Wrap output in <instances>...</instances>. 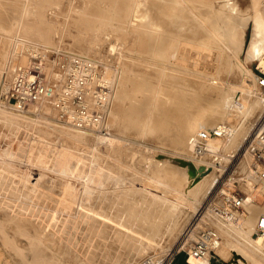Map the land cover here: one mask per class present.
I'll return each instance as SVG.
<instances>
[{
	"label": "rangeland",
	"instance_id": "rangeland-1",
	"mask_svg": "<svg viewBox=\"0 0 264 264\" xmlns=\"http://www.w3.org/2000/svg\"><path fill=\"white\" fill-rule=\"evenodd\" d=\"M171 1L0 0V264H167L171 253L178 249L180 252L174 264H186L190 245L205 229L202 222L209 220V224L220 232V217L207 211L210 198L215 196L217 204L225 195L231 200L247 199L242 209L245 216L253 208H264V183L258 182L259 189L249 188L247 162H242L239 157L263 111L259 112L262 113L260 118L258 114L247 122L246 128L237 135L236 142L221 152L228 158L238 152L233 161L221 164L215 162L216 157L212 159L210 163L215 162L224 170L204 181L201 191L191 194L184 185L172 179L180 172L179 165L175 163L177 160H189L194 156L199 164V159L205 158L196 157L193 148L191 152L176 148L179 145H176L179 142L175 138L176 125L179 124L181 129L187 127L186 120L189 121L187 116L193 102L200 108L204 105V108L214 101L206 99L194 81L202 80L207 85L218 86L228 77L227 84L239 82L237 71L228 75L219 69L222 59L234 53L231 42L239 44L237 48L243 45L238 60L245 64L247 73L255 77L259 74L257 59L246 63L254 23L250 19L248 24L240 25L241 19L253 14L252 0ZM225 2L230 4L222 11L232 9L230 6L233 4L237 21L232 20L225 25L222 13H212L209 20L211 29L216 32L192 11L194 7L204 6L203 9L213 6V11H216ZM118 5H123L125 9ZM129 6L130 9L126 8ZM116 8H122L119 16L115 14L118 11ZM260 10L264 13V0H261ZM238 26L243 29V34ZM141 34L144 35L142 38ZM163 36L169 37V41L163 40ZM145 39L153 49L150 48L147 54L142 48ZM208 40L211 42L206 43ZM165 41L170 42V46H166ZM77 43H82L80 46L91 44V56L81 55ZM161 44H164L163 49L159 47ZM191 44L195 45L194 48ZM207 44H210L209 47ZM26 46L28 49L29 46L36 48L39 52L36 54L47 55L48 71L52 69L50 54L56 51L99 62L102 72L112 81L116 94L107 123L109 135L115 140L113 144L108 141L103 143L97 140L99 136L89 134L85 138L73 139L75 133L57 123L55 112L54 117L48 116L36 107L21 115L19 113L20 116L9 113L18 114L7 101L9 90L4 92L2 84L8 79L11 87L16 68L12 71L10 64L13 60L19 61L16 59L18 54H29L30 50L27 52L24 49ZM228 61L234 69L233 60L228 58ZM8 72L12 76L6 78ZM141 72L148 73L150 77ZM148 77L151 85L140 87L139 80H147ZM220 78L223 80L220 81ZM236 93L239 98L241 92L229 94L232 103ZM160 94L165 96L164 99L170 95L183 96L182 110L177 111L168 100L165 105L158 104L153 108L152 118L142 119L138 112L140 105L144 101L151 103V99ZM159 106L165 107L169 116L170 132L167 131V134L157 131L154 124L157 114L153 112H157ZM245 113V110L238 113L236 120H242ZM182 140L186 143V139ZM170 168L174 172L166 171ZM243 176L247 178L243 179ZM251 178V182L256 184V180ZM162 201L173 204L171 213H167L166 208V211L160 210L157 205ZM149 209L152 212L147 215ZM135 216H154L157 220L154 226L160 232L152 235L153 239L145 245L138 238H144L145 232H150L143 229L148 224L140 219L138 221ZM128 217L135 220L127 221ZM240 218L227 223L237 227ZM200 219L203 221L200 222ZM220 234L230 245L252 256V249L257 251L249 249L241 233L234 237L228 232ZM256 236L254 234V240L259 239ZM35 251L54 256L52 260L45 257L46 260L35 261ZM213 257V264H231L236 256L231 251L225 259L218 253ZM253 257L254 261L264 264V252Z\"/></svg>",
	"mask_w": 264,
	"mask_h": 264
},
{
	"label": "bare ground",
	"instance_id": "bare-ground-1",
	"mask_svg": "<svg viewBox=\"0 0 264 264\" xmlns=\"http://www.w3.org/2000/svg\"><path fill=\"white\" fill-rule=\"evenodd\" d=\"M119 1V0H117ZM165 1V0H164ZM171 1V0H170ZM174 1V0H172ZM171 1V2H172ZM199 1V0H198ZM168 2V1H167ZM176 2V1H175ZM204 2V1H203ZM263 2V1H262ZM125 3V2H124ZM177 3V2H176ZM183 3V2H182ZM202 3V2H201ZM252 3H253V14L250 16V17H246V18H243L240 20V18L238 19V22L239 20L241 21V24L240 25H243L245 23L248 24V21L251 19L254 23V29H253V34H252V37H251V41H250V45H249V48L248 50L246 51V63L248 62H251L253 61L254 59H257L259 61V68L262 69V71L264 72V13L261 12L260 10V5H261V0H252ZM163 4V3H162ZM207 5H210L208 3H206ZM230 3L229 2H225L223 5H220V8L219 10H216V11H213V6L209 9L208 8H193L192 11H193V14L194 16H197L199 18H201L205 23H206V26L208 25V27H210L211 29V22H210V15L212 13H216V14H220L222 13V19H223V23H225V25L228 24V22L234 20V21H237V18L235 16H238L236 11H235V6L232 7L233 4H231V8L230 10H227V11H222L223 8L227 7ZM120 5H118L119 7ZM123 6V5H122ZM120 6V7H122ZM135 6V4H134ZM154 6V5H153ZM123 9L124 6L122 7ZM122 8L119 9V8H116L118 11L117 13H115L116 15L119 16V12L120 14L122 13ZM126 8H131L130 6L129 7H126ZM168 9V7H167ZM127 10V9H126ZM187 10V9H186ZM191 10V9H190ZM114 11H116L114 9ZM112 11V13L114 12ZM128 11V10H127ZM129 12V11H128ZM126 13V14H129V13ZM176 12V11H175ZM157 13V12H156ZM168 13V12H167ZM172 14V13H171ZM184 15V13H182ZM115 15V16H116ZM181 15V14H180ZM183 15H181V18L183 20H186L184 17H182ZM192 15V14H191ZM117 16V17H118ZM122 16V15H121ZM125 16V15H124ZM142 16V15H141ZM176 16V15H174ZM114 17V16H113ZM173 17V16H172ZM195 17V18H197ZM112 18V17H111ZM165 18V17H164ZM131 19V18H130ZM124 20V19H123ZM168 20V19H167ZM197 20V19H196ZM99 21V20H98ZM199 21V20H197ZM247 21V22H246ZM150 22V21H149ZM201 22V20H200ZM172 23V22H170ZM199 23V22H198ZM202 23V22H201ZM100 24V23H99ZM139 24V23H138ZM149 24V23H148ZM174 24V23H173ZM172 24V25H173ZM177 24V23H176ZM187 24H190V23H187ZM130 25V24H129ZM133 25V24H132ZM92 26V25H91ZM136 26V25H135ZM151 26V24H150ZM175 26V25H174ZM179 26V24H178ZM202 26V25H201ZM205 26V25H204ZM205 26V27H206ZM105 27V26H104ZM146 27V26H144ZM149 27V26H148ZM156 27V26H155ZM159 27V26H158ZM203 27V26H202ZM222 27V26H221ZM241 26H238V29L241 31V33L243 34V29L242 28H239ZM143 28V27H142ZM169 28V27H167ZM171 28V27H170ZM186 28V27H185ZM165 29V28H164ZM174 29V28H173ZM178 29V28H177ZM158 30V29H157ZM172 30V29H171ZM180 30V29H179ZM206 30V28H205ZM209 30V29H207ZM213 32H216L215 29H211ZM162 30H158V32ZM168 31V30H167ZM44 32V31H43ZM47 32V31H46ZM45 32V33H46ZM148 32V31H147ZM151 32V31H150ZM156 32V31H155ZM154 32V33H155ZM160 32V33H161ZM165 32V30L163 31ZM173 33V31H171ZM176 32V31H175ZM178 32V31H177ZM181 32V31H180ZM208 32H211V31H208ZM212 32V35H214V33ZM48 33V32H47ZM153 33V32H152ZM166 33V32H165ZM182 33V32H181ZM38 35V34H37ZM47 35V34H46ZM142 35V34H141ZM155 35V34H154ZM152 35V36H154ZM161 35H165V34H161ZM220 35V34H219ZM36 36V35H35ZM51 36V34H50ZM144 35L141 36V38L143 37ZM151 36V38H152ZM167 36V35H166ZM217 36V35H216ZM224 36V35H223ZM47 37V36H46ZM164 37V36H163ZM171 37V36H170ZM173 37V36H172ZM206 37V36H205ZM214 37V36H212ZM218 37V36H217ZM134 38V37H133ZM158 38V37H157ZM167 38L169 37H164L163 40H168ZM181 37H179L180 39ZM209 38V37H207ZM49 39V38H47ZM144 39V38H143ZM154 39V38H153ZM156 39V38H155ZM176 39V38H175ZM205 39V38H203ZM211 39V38H209ZM218 39V38H217ZM148 40V39H147ZM146 39L143 40V44H144V47L143 48V51H146V54L148 51H150L152 48H151V45H149V42L147 41ZM202 40V38H201ZM215 40V38H214ZM213 40V41H214ZM48 41V40H47ZM46 41V42H47ZM50 41V39H49ZM96 41V40H95ZM169 41V40H168ZM204 42L207 41V40H203ZM220 41V40H219ZM46 42H44V44H47ZM140 42V41H139ZM154 42V40H153ZM211 41L208 40V42L206 43H209ZM217 42V41H216ZM231 42V41H230ZM83 43V42H82ZM82 43H77L76 44V47L78 48V52L81 54V55H84V56H91V53H92V49L90 48L91 44L86 45V43L82 46H80V44ZM156 43V42H155ZM164 43H167L166 41ZM189 43V42H188ZM213 43V42H212ZM43 44V43H42ZM137 44V43H136ZM168 44V43H167ZM169 44H171L169 42ZM166 45V46H170V45ZM176 44V43H175ZM195 44V43H193ZM198 44V43H196ZM211 44V43H210ZM209 44V45H210ZM224 44V43H223ZM232 44V48L234 50V53H232V56L230 55H227V57L223 58L222 59V62H221V65H220V70L223 71L225 74L228 73V75L230 74H234L233 72L237 71V75L239 76L240 75V80L238 83H235V84H227V78L226 80H223V78H220V85L218 86H211L210 85H207L205 82H203L202 80H192L195 82L196 85H198L199 87V90L200 92L202 93V95H204L205 97H207L206 99H213L214 101L213 104L211 106H205L203 108H200V106L198 104H195L193 102L192 104V107H191V111L188 112V116L187 118H189L186 122H187V127H185V129H181L180 125L177 124V128H176V131H175V138L177 139V141L179 142H176V145L179 143V145L176 146L177 149H181L180 151L182 152H186L189 150V152L192 151V146H191V142H190V135L192 134H196L199 132L200 129H204V130H210L218 125H229V127L231 128V134L230 136L226 137V138H210L207 143H206V154L204 155L205 158L204 159H199V164H197L198 162L195 160L196 158L193 156L191 157L189 160L187 159H181V161H176L175 163L177 165H179V173H177V176H174L172 179H174V181L179 184V185H184L186 190L191 193V194H195L199 191H201V188H202V183L208 179H212L214 178V175L217 173V172H222L224 170V167L223 166H220L217 167L216 164H214L215 162H219V163H223V162H229V161H233L234 157L236 156V153L235 155H233V157H226L225 155H223L221 152L225 151L224 148L227 149V147H229L230 145H232L234 142H236V140L238 139L237 135L240 133L246 128V124L247 122H250L252 121V119L256 118L255 116H258L259 112H264V96L260 93L259 91V88L257 86V79L255 77V75L251 74L249 75L247 73V71L245 70L246 66L245 64H242L239 60H238V56H239V52L241 51V48L243 47V45L241 44L240 45V48H237L239 44H234L233 42H231ZM32 45V44H31ZM49 45V44H48ZM78 45V46H77ZM155 45V44H154ZM164 44H161L159 47L162 48ZM181 45V44H180ZM189 45V44H188ZM192 45V44H191ZM200 45H206V44H200ZM208 45V44H207ZM208 45V47H209ZM216 45V44H215ZM42 46V45H41ZM143 46V45H142ZM178 46V44H177ZM176 46V47H177ZM193 48L195 45H192ZM212 46V45H211ZM214 46V45H213ZM217 46V45H216ZM215 46V47H216ZM219 46V45H218ZM217 46V47H218ZM158 47V50L160 51V48ZM179 47V46H178ZM225 47V46H224ZM223 47V48H224ZM151 48V49H150ZM173 48V47H172ZM185 48V47H184ZM189 48V47H188ZM206 48V47H205ZM25 51L27 50V52L31 49L30 46H29V49L28 47H24ZM163 49V48H162ZM196 49V48H195ZM201 49V48H199ZM204 49V48H203ZM210 49V48H209ZM227 49V48H226ZM153 50V49H152ZM178 50V49H176ZM180 50V49H179ZM178 50V51H179ZM182 50V48H181ZM187 50V49H186ZM189 50V49H188ZM222 50V49H221ZM21 51V50H20ZM94 51V50H93ZM172 51V50H171ZM22 52V51H21ZM220 52V51H219ZM39 53V52H38ZM178 53V52H177ZM73 54V53H72ZM145 54V55H146ZM158 54V53H157ZM185 54V52H184ZM19 55V54H18ZM16 57V59H19V61H15L10 64V69H13L15 70V68L19 65V66H26L28 64V61H29V57L27 54H20L19 57ZM149 55V54H148ZM165 55V54H164ZM187 55V54H186ZM221 55V53H220ZM80 56V55H78ZM150 56V55H149ZM156 56V55H155ZM163 56V55H162ZM172 56V55H171ZM183 56V55H182ZM167 57V56H166ZM165 57V58H166ZM184 57V56H183ZM224 57V56H223ZM96 58V57H95ZM178 58V57H177ZM228 58L232 59L233 60V65H234V69H231V63L228 61ZM92 59V58H91ZM162 59V58H160ZM164 59V58H163ZM167 59V58H166ZM198 59V58H197ZM178 60V59H177ZM183 60V59H182ZM100 61V60H99ZM178 62V61H177ZM182 62V61H181ZM10 63V62H9ZM175 63V62H174ZM179 64V63H177ZM48 65V64H46ZM18 66V67H19ZM50 66V65H49ZM190 67V66H189ZM48 68V66H47ZM46 68V66L43 68V71L47 72V74L49 76H52V77H55V83H58L59 86L62 85V81H63V75L62 74H57L53 71H51L52 69H48ZM165 68V67H163ZM191 68V67H190ZM166 69V68H165ZM192 69V68H191ZM140 71V70H139ZM143 73V72H141ZM186 73V72H185ZM13 74V73H12ZM179 74V73H178ZM190 74V73H189ZM198 74V73H197ZM7 76H5L6 78H8L9 76L8 75H11V72H8V74H6ZM143 75H148V73H143ZM196 75V74H195ZM200 75V74H199ZM206 75V74H205ZM227 75V76H228ZM249 75V76H248ZM12 76V75H11ZM14 76V74H13ZM149 76V75H148ZM162 76V75H161ZM160 76V77H161ZM170 76V75H169ZM190 76V75H189ZM201 76H204V75H201ZM207 76V75H206ZM218 76V75H217ZM150 77V76H149ZM149 77L147 80H145V78H143L142 80H139V86L140 87H148L149 85H151V83L149 82ZM219 77H222V76H219ZM230 77V76H229ZM224 78V79H225ZM203 79V78H202ZM109 80V79H108ZM8 79L4 81V83L2 84V90L4 92L8 91L9 88H10V82L8 83ZM233 81V80H231ZM215 82V81H214ZM1 90V91H2ZM232 92H241V95L240 97L238 98V94L236 93V97H235V102L232 103L231 102V99H230V96L229 94ZM117 93V92H116ZM161 96L159 95H156L153 99H151V103H148V101H144L142 105H140L139 109H138V112L140 113V116L141 118L143 119H150L149 117L152 118L151 116V113L152 111L154 110L153 108L156 107L158 104H161V105H165L166 104V101L168 102V100H170V104L173 105L177 111L178 110H182L183 108V96H179V95H170V96H167V98H163L162 94H160ZM115 97H116V94H115ZM115 97H114V100H115ZM165 97V96H164ZM137 98V97H135ZM138 101V100H136ZM232 103V104H231ZM34 105V106H33ZM209 105V104H208ZM113 106H114V103H113ZM36 107L38 108V110L40 109L41 111H44L48 114H50L51 116L54 117V112L56 113V110L51 108L52 106H50L49 102L46 101V100H41L40 102L39 101H35L33 104L30 105L29 108H32V109H36ZM10 108V107H9ZM157 112L154 111L153 113L157 114L156 115V119H154V124H155V127L158 130H161L160 133H163V131L165 132V134H167L166 132H170L169 129H170V126H169V122H167L169 116L167 115L166 111H165V107H157ZM13 109V108H12ZM245 110V114L243 116V119L238 121L236 120V117L239 116L238 113H243ZM113 111V109H112ZM12 116L13 115H17V116H20L19 113L18 114H14L12 112H9ZM112 113V112H111ZM153 114V116L155 115ZM262 115L259 114V118L260 116ZM49 116V115H48ZM111 116V114H110ZM44 117V116H43ZM16 118V117H15ZM24 118V117H23ZM44 118H47V117H44ZM258 119V118H257ZM162 122L165 124H162ZM179 126V127H178ZM61 127V126H60ZM64 128V127H63ZM67 128V127H66ZM68 129V128H67ZM70 130V129H69ZM72 131V130H71ZM74 132L75 134L72 135L73 139H78L80 137H84L85 138V135L86 134H82L80 132H76V131H72ZM240 132V133H239ZM164 134V133H163ZM163 136V135H162ZM165 136V135H164ZM166 137V136H165ZM99 141L105 143L108 141V143L110 144H113L114 143V137L111 136V135H106V136H103V135H99V137H97ZM183 139H186V143H182L183 142ZM165 139H168V138H165ZM185 145V146H184ZM194 151V150H193ZM196 155V154H195ZM204 156H197L196 157H204ZM223 156V157H221ZM231 156V155H230ZM207 157V158H206ZM216 157L217 159H215L216 161L212 164L210 163L212 161V159ZM246 158L243 160L244 162H247L249 163L251 161V158L249 155H246L245 156ZM210 158V159H209ZM178 159V158H177ZM242 161V162H243ZM211 164V165H210ZM199 165H202L201 167ZM111 166V165H110ZM109 166V169H111ZM205 166V167H204ZM173 167V166H172ZM177 169V168H176ZM247 170V169H246ZM108 171V170H107ZM167 172H174V170L172 168L168 170H166ZM110 172V171H109ZM112 172V171H111ZM166 172V173H167ZM170 173L168 176H170ZM182 173V174H180ZM239 173V172H238ZM237 173V174H238ZM168 174V173H167ZM175 174V173H173ZM247 177H248V184H249V188H253L254 189H259L260 187L257 186V184H254L253 182H251V177H253L255 180L256 178L253 176V174H251L250 172L247 173ZM246 177V178H247ZM240 179H242L240 177ZM262 183H264V181H262ZM231 185V184H230ZM229 186V185H227ZM256 187V188H255ZM226 196V195H225ZM155 200V199H153ZM165 205H163V204ZM247 203V199H246V202H245V205ZM157 205V204H156ZM244 205V207H245ZM158 207H161L160 210L161 211H166L167 210V213L170 212L171 213V210H172V207H173V204L171 202H166L164 203L163 201L161 202V204L157 205ZM156 207V206H155ZM163 208V209H162ZM166 208V210L164 209ZM20 209V208H19ZM243 209V208H242ZM148 213L147 215L149 214V212H152L151 209L147 210ZM254 211V212H252ZM251 210L248 211V213H246V216L244 214H237L235 215L233 218H230V219H226V218H218L220 220L219 222V230L220 232H223L225 234V232H228V235L229 236H239V234L241 233L242 234V238L247 242V245L249 247V249L251 250V248H255L257 249L254 250L252 249L253 251H251V253L253 254V256L257 255V253L259 252H264V236L262 237H257L259 238L258 240H254V234H257V226H258V219L261 218V217H264V208L263 207H257V208H253ZM157 212V210L155 211ZM245 213V212H244ZM16 215V214H15ZM198 215V214H197ZM48 216V215H47ZM200 216V214H199ZM14 217V216H13ZM12 217V218H13ZM131 217V216H130ZM130 217L127 218V221L128 219H130ZM134 217V216H133ZM137 217V216H135ZM238 217H241L240 218V225L237 226V227H231V225H229L227 223V221L229 220H233L234 218H238ZM132 218V217H131ZM138 218V221L140 219L141 222H144L146 224H148V226H142V228L144 229V231H147L149 232L148 234L145 232V237L143 238H138L139 240L141 239V243L145 245V243H147L148 241L152 240L153 237L152 235L154 234H157L159 233L160 231L154 226L155 225V222H157V220L155 219V217H137ZM136 218V219H137ZM6 219V218H5ZM224 219V220H223ZM256 219H257V222H256ZM16 220V219H15ZM130 220H133V219H130ZM135 220V219H134ZM133 220V221H134ZM13 221V220H12ZM40 221V220H39ZM203 220L200 219V222H202ZM35 222V221H34ZM14 223V222H13ZM46 223V222H45ZM48 223V221H47ZM16 225L17 224V221L15 223ZM20 224V222H19ZM146 224H143V225H146ZM21 225V224H20ZM19 225V226H20ZM127 225V224H126ZM124 225V227L126 226ZM132 225V223H131ZM139 225V224H138ZM24 226V225H23ZM37 226V225H35ZM40 226V225H39ZM38 226V227H39ZM141 226V225H140ZM21 227V226H20ZM127 227V226H126ZM129 227V226H128ZM208 228V227H211L213 229H216L215 227H212L211 224H209V220L205 221L204 223L202 222V228ZM17 228V227H16ZM42 228V227H41ZM137 229V228H136ZM217 230V229H216ZM222 230V231H221ZM24 231V230H23ZM134 231V230H133ZM138 231V230H137ZM218 231V230H217ZM22 232V231H21ZM31 232V231H30ZM39 232V231H38ZM37 232V233H38ZM94 232V231H93ZM139 232V231H138ZM142 232V230L140 231ZM219 232V231H218ZM219 232V233H220ZM36 233V234H37ZM119 233V232H117ZM130 233V232H129ZM134 233V232H133ZM25 234V233H24ZM29 234V233H28ZM93 234V233H92ZM136 234V231L134 233V235ZM27 235V234H26ZM35 235V234H34ZM40 235V234H38ZM56 235V234H55ZM54 235V236H55ZM133 235V236H134ZM138 235V233H137ZM221 235V234H220ZM31 237V236H30ZM42 237V236H41ZM49 237V236H48ZM148 237V238H146ZM39 238V237H38ZM222 238V242H221V246L218 250H216L212 256H214L215 254L218 253V255L221 257V258H227L229 256V254L231 253V251H233L234 253V259L232 261L231 264H260L259 262H256L254 261V257L249 253V252H245L244 250L242 249H238L232 245H230L227 240H225V237L224 236H221ZM62 239V238H61ZM135 239V238H134ZM145 239V240H143ZM128 242V241H127ZM53 243V242H52ZM90 245V244H89ZM139 246V245H137ZM17 247V246H16ZM61 247V246H60ZM128 247V246H127ZM18 248V247H17ZM51 248V247H49ZM136 248V247H135ZM138 248V247H137ZM22 249V248H21ZM18 250V249H17ZM35 250V249H34ZM54 250V248H53ZM19 251V250H18ZM23 251V250H22ZM38 251V250H36ZM34 253V258L36 259L35 261H39L40 259H44L45 257H48L50 258V260H52L51 258L54 256L53 254H43V253H39V252H36ZM64 251V250H63ZM110 251V250H109ZM243 251V252H241ZM21 252V251H20ZM52 252V251H51ZM60 252V251H59ZM138 252V251H137ZM217 252V253H216ZM22 253V252H21ZM56 254V253H55ZM76 254V253H75ZM101 254V253H100ZM33 255V254H32ZM238 257H240L238 259ZM248 257V258H247ZM247 258V259H246ZM54 259V258H53ZM46 260V259H44ZM56 260V259H55ZM60 260V259H59ZM240 260V263L238 262ZM253 260V261H252ZM243 261H245L246 263H243ZM152 263V262H151ZM148 264V263H147ZM189 264H209V260L208 259H200V260H195L193 258L189 259Z\"/></svg>",
	"mask_w": 264,
	"mask_h": 264
},
{
	"label": "built area",
	"instance_id": "built-area-1",
	"mask_svg": "<svg viewBox=\"0 0 264 264\" xmlns=\"http://www.w3.org/2000/svg\"><path fill=\"white\" fill-rule=\"evenodd\" d=\"M37 52V49L32 47L29 51L28 65L16 67L11 87L6 94L13 110L22 114L28 111L35 101L46 100L56 110L58 124L82 134L109 135L107 123L113 109L115 89L112 81L102 72L99 62L71 53L60 51L51 53L50 57L53 60L49 63L53 72L63 75L62 85L59 86L54 81L55 77L43 71L48 62L47 55H39ZM257 70L259 71L256 77L257 86L264 96V73L259 67ZM230 134L229 125H218L210 130L200 129L189 138L194 153L197 156H204L207 151L206 143L210 138H226ZM246 155L251 158L247 163V171L256 178V184L264 181V114L241 148L239 155L241 161ZM245 202L246 199L242 197L231 200L225 196L217 204L214 196L209 199L207 211L212 215L230 219L243 212ZM257 236H264V217L258 219ZM221 242L220 233L216 229L206 227L190 245L187 264L191 258L208 259L209 264H213L212 255L220 248ZM179 252L180 249L171 253L167 264H174Z\"/></svg>",
	"mask_w": 264,
	"mask_h": 264
},
{
	"label": "water",
	"instance_id": "water-1",
	"mask_svg": "<svg viewBox=\"0 0 264 264\" xmlns=\"http://www.w3.org/2000/svg\"><path fill=\"white\" fill-rule=\"evenodd\" d=\"M187 264V263H186Z\"/></svg>",
	"mask_w": 264,
	"mask_h": 264
}]
</instances>
